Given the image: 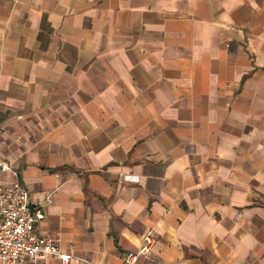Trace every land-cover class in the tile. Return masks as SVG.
Returning a JSON list of instances; mask_svg holds the SVG:
<instances>
[{"label":"crops","instance_id":"crops-1","mask_svg":"<svg viewBox=\"0 0 264 264\" xmlns=\"http://www.w3.org/2000/svg\"><path fill=\"white\" fill-rule=\"evenodd\" d=\"M0 129L70 264H264V0H0Z\"/></svg>","mask_w":264,"mask_h":264},{"label":"built area","instance_id":"built-area-1","mask_svg":"<svg viewBox=\"0 0 264 264\" xmlns=\"http://www.w3.org/2000/svg\"><path fill=\"white\" fill-rule=\"evenodd\" d=\"M1 173H9L11 179L0 176V264H49L50 258L59 259L61 264H70L74 257L61 250L56 238L36 231V226L46 217L43 207L31 204L19 173L0 156ZM45 201L51 203L52 199L48 196ZM154 243L153 232L149 231L137 252L125 254L124 264H137L139 257L147 255ZM78 260L95 264L84 258Z\"/></svg>","mask_w":264,"mask_h":264}]
</instances>
